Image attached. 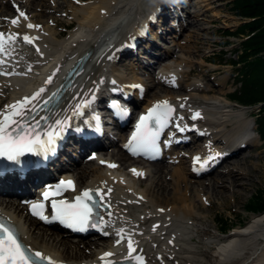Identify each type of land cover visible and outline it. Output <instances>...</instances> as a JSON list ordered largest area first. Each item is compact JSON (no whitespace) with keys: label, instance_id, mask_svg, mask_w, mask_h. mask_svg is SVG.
Here are the masks:
<instances>
[{"label":"bare ground","instance_id":"bare-ground-1","mask_svg":"<svg viewBox=\"0 0 264 264\" xmlns=\"http://www.w3.org/2000/svg\"><path fill=\"white\" fill-rule=\"evenodd\" d=\"M14 1L17 4L22 3L17 11L11 8L10 2L9 4L5 0L0 2L4 11H12V16H17L19 20L18 25H13L11 17L4 19L0 14V32L4 31L6 35L11 33L14 36L18 34V38L10 43L9 47L14 51L12 58L16 62L15 68L6 71L25 66L32 67V70L24 69L25 73L0 77V117L11 116L12 109L8 107L9 105H16L25 97H32L41 88L46 92L51 85L48 83L49 78H56L59 72H55V69H61L67 60L74 56L80 57L84 51L92 52L84 67L85 70L89 69L87 78L84 79L83 75L77 80L66 92L56 110L49 112L51 116L49 124H52L54 131L58 130L55 125L56 120L65 121V125L69 122L81 121L82 113H91L93 105L102 104L109 94L114 93L113 91L118 89L131 91L132 87L129 83L135 86L139 82L147 86L148 83L141 80L136 72L137 69H134L133 78L117 74L115 59L129 58L131 65H135L137 61L141 62L151 74L150 67L157 60L161 63L164 57L174 52H162L159 49V41L154 36L162 39L165 29L174 33L180 32L187 25L182 22L180 7H187L189 3V0H80L79 5L72 3L73 12L70 17L77 20L78 26L68 36L60 38L62 31H58L49 19H43L44 14L40 13V10L47 11V4L43 3L41 6L35 4V0ZM34 5L36 8L32 9ZM55 7L54 1L50 11L56 10ZM20 12H24L27 19L20 17ZM196 12L199 16L198 10ZM194 17L191 16L192 25L198 26L200 18L195 17L193 20ZM29 23L38 27L29 28L27 27ZM188 25L190 26V23ZM25 35L32 37L33 42H24ZM134 40L139 42L137 47L125 50V44H130ZM185 47L186 45L182 46V49ZM149 57L151 60L146 64L143 59ZM183 62L189 65L183 59L178 65ZM163 66L161 75L154 77L155 85H176L188 90V94L174 96L171 89L165 88L166 94L153 97L144 110L166 100L174 106L175 118L183 120L181 115L184 109L197 103L192 102V98H196L202 90L215 91V88L209 86L204 88L201 84L182 81L183 76H189L196 72L197 68L185 71L173 69L172 65ZM109 71L110 73L107 74ZM46 72L47 75L43 76ZM115 74L119 77L118 83L116 79H111L116 77ZM92 96L97 97L96 102H92ZM222 97L229 101L225 94ZM199 105L191 109L190 116L187 117L192 125H199L209 131L207 135L209 143L196 145L194 139L199 136L190 134L186 143L199 151L192 154L195 152L193 151L189 155L185 151H179L180 161L188 162L184 170L171 165L173 168L167 171L168 166L159 162L152 168L151 164L138 165L142 162L134 161L122 147L112 153H109L107 148H103L98 151L97 164L96 159H88L86 165L79 169L77 166L82 161L80 159L83 158L85 161L88 147L101 141H70L62 151L61 157L50 164L47 170L32 175L26 181H19L16 176L1 180V190L6 191L8 196L16 197L0 196V210L17 222L23 239L32 248L42 250L51 258L69 264H91L102 261L101 257L107 252L115 253L119 238L117 233L121 229L124 230L126 237L119 248L127 246V236L130 235L134 240V247H139L136 248L135 253L140 252L147 259L148 264H264V214H255L252 219L223 237L212 230L204 231L199 228L196 231L208 235L213 241L207 249H196L190 244L195 238L193 227L202 225L203 219L208 217V213H203L204 205L211 208L219 202L222 205H229L231 197L235 201L241 199L245 191L252 186L256 175L262 171L261 165L255 162L253 155H243L244 149L253 140L250 132L252 128L256 130L257 127L256 122L247 120L245 116L247 108L236 109L233 104L225 105L216 100L207 104L210 110L202 107L206 105L205 103ZM226 109L230 111L236 109L237 112L231 120L219 122V115H223ZM194 111L201 113L202 117L192 118ZM210 114L212 117L207 116ZM121 135L124 142L128 133ZM110 142L111 145H115L116 140L110 139ZM187 157L189 160H186ZM196 157L200 160L197 161ZM210 157L212 159H209ZM224 159H226L225 167L222 165L200 174L194 172L196 168L201 167L200 163H204V167H207ZM101 160H105V165L100 164ZM114 161L120 167H111ZM57 166L64 167V174L75 175L79 190L88 186L100 190L106 205L100 226L102 231L111 233L109 240L98 233L90 241L76 242L70 239L68 233L55 235L51 229L39 230L37 226L39 221L28 213L17 191L28 192L30 183L35 182L39 176L50 174L52 168ZM138 172H145V181H149L145 186L141 174H136ZM212 173L218 175L208 182L214 198L207 202L202 192L205 188L195 187L187 176L204 178ZM169 179L172 181V186ZM225 189L230 193L227 194ZM192 193L199 197V203L192 198ZM200 233L197 237H201Z\"/></svg>","mask_w":264,"mask_h":264},{"label":"rangeland","instance_id":"rangeland-1","mask_svg":"<svg viewBox=\"0 0 264 264\" xmlns=\"http://www.w3.org/2000/svg\"><path fill=\"white\" fill-rule=\"evenodd\" d=\"M9 4L10 0H5ZM55 1V8L56 10L50 11V6ZM89 1V0H88ZM1 2V0H0ZM229 0H189V6L187 4V7H180L181 13L183 15L182 22L190 23V26L186 25L183 27L180 32L174 33L171 30L165 29L163 30L165 34L162 39H160L158 36H154L156 40L159 41V49L163 51H174L172 54L164 57V60H160L161 63L157 62L150 67L151 74H149V71H147L144 68V65L141 62H138L134 65L129 62L130 59H126V57H120V59H115L114 65L117 70L115 72L117 74H121L123 77L133 78L134 77V69H137L138 75L141 77V80L148 83V85H142L141 83L137 82L135 86H133V90L138 91L139 89H142L145 87L146 90V98L143 99L142 106H146L151 100H153V97L156 95H162L166 94L164 92L165 88L171 89L173 91L174 96H185L188 94V90L176 86V85H167V84H159L155 85L154 77L161 75L163 65H172L173 69H181V70H189L191 68H197L198 70L196 72H193L189 74V76H183L182 81L184 83H197L201 84L205 87H211L215 88L214 92H209L208 90H202L199 92L198 96L196 98H192V102H197L199 104L205 103V106L210 110V107L207 106L210 101H217L219 103H223L225 105L233 104L235 105L234 108L238 109L239 107H245L237 104L234 101L231 100H225L224 97H222L223 94L228 96L230 92H232L237 86L238 83H236L234 77H233V68L231 65H223V64H214L210 62L209 60L215 57V54L222 55V50L226 51L224 54L225 59H229L231 57H236L234 53V50L236 47H238V43L240 42V38L236 36H230L229 40L230 43L226 42L227 37L224 35L225 30H233L235 29L243 20L239 17L234 15L228 5ZM35 4L43 5V3L47 4L48 8L47 11L40 10V13L44 14L43 19H49L58 29V31H62V36H68L77 26V20L70 18L73 12V8L71 7L72 3L75 5H79V0H35ZM40 3V4H39ZM11 4V2H10ZM183 5V3H180V5ZM20 5V6H19ZM18 7L22 6V3H19ZM9 6V5H8ZM12 8V4H11ZM26 9L25 7H23ZM36 8L35 5L32 7V9ZM9 9V7H8ZM12 10V9H11ZM36 12L39 13L37 9H35ZM199 16H197V11ZM26 11V10H25ZM12 11H4V7L0 6V14L5 18L11 17L16 18V16H12ZM148 13V11H146ZM9 14V15H6ZM196 15V16H195ZM191 16L198 17L200 20L198 26L192 25V18ZM193 18V20L195 19ZM191 19V20H190ZM58 20V22H57ZM155 40V41H156ZM185 49H182V46H185ZM190 50V51H187ZM218 56V55H217ZM182 59L189 63V65H186L184 62L179 64V61H182ZM145 63L148 64V62L151 60L149 58H144ZM179 66V67H178ZM110 71L112 69L110 68ZM110 71L107 73L109 74ZM157 71V73H156ZM114 72V73H115ZM153 73V74H152ZM115 78L111 77V79H116V81L119 79L117 75L115 74ZM143 86V87H142ZM149 86V88H148ZM148 94V95H147ZM171 94V93H170ZM169 95V94H168ZM166 95V96H168ZM171 96V95H169ZM168 96V97H169ZM193 104L189 108L192 109L194 107L200 106L199 104ZM246 114L247 120L254 121L256 115L259 113L258 107H246ZM190 109H185L183 112V116H187L189 114ZM236 109L233 111L225 110L223 115H219L220 120L219 122H224L225 120H231L233 116L236 114ZM241 109V108H240ZM230 111V112H229ZM229 113V115H227ZM207 115V116H211ZM212 117V116H211ZM218 117V116H216ZM253 134V140L249 144L248 147H246L243 151V155H253L255 157V162L259 163L261 165L262 171L261 173H258L256 175V178L252 184V186L245 191L244 195L241 199H238L235 201L232 197L230 199L229 205H222L220 202L217 204H214L213 207L208 208V206L205 204V210L203 213H208V217L203 219V224L199 225L198 227H193L194 229V240L193 242H190L191 245H193L196 249H202V248H209V245L211 244V241L213 239H209L208 235L204 233H200V231H196L199 228L208 231L212 230L216 234L220 236L228 235L232 230L238 228L241 226V224H245V222L252 219V217L255 214H264L263 213H253L248 212L246 210V205L249 203V201L254 198L253 195L256 194V192L259 189L264 188V141H262L259 137V135L256 133L254 129H252ZM121 141L118 140L115 145H111L107 151L109 153H112L114 150H117L121 148ZM196 145H207V136H203L201 138L195 139ZM185 151L187 155L190 153L194 154L199 151L197 148H192L191 145L183 146L181 148L173 150L171 154L165 157L163 161H160L159 163L163 165H167V171L170 170V168H173L172 166H177L185 168V165H188L187 161H180V153L179 151ZM87 154H85V157H87ZM84 157V158H85ZM232 158V156H230ZM228 159V158H227ZM77 168L81 169L86 165L87 160L83 161V158ZM186 160H189L188 157ZM187 162V163H186ZM226 159L221 161V164H219L217 167H225ZM98 161L96 160V164ZM155 163L153 165L151 164V168L154 167ZM172 165V166H171ZM120 167V166H119ZM124 167V165H123ZM222 170V168L220 169ZM219 170V171H220ZM218 175L217 173H212L209 175H206L204 178H190L187 176L188 180L192 182V184L195 187H201L203 186L205 188L203 192V197L207 200V202H210V199L214 198V195L212 191L209 189L208 182L210 179L214 176ZM170 180V179H169ZM145 181V178H144ZM149 181L146 180L143 182V186L146 185ZM170 186H172V181L170 180ZM226 190V189H225ZM226 193L229 194V190H226ZM14 198V197H13ZM192 198L199 203L200 199L195 194L192 193ZM214 219V220H213ZM223 223H229L230 228L226 230V232H223L220 230L221 225ZM37 226L39 230L46 231L48 229H51L52 232L55 235H63V232L59 231L56 228L46 226L42 224L41 222L37 223ZM192 229V228H190ZM201 234V237H197L199 233ZM91 237V236H90ZM90 237L88 238H78V237H70L71 240L79 242L81 240L90 241ZM203 237V239H202ZM106 239V238H105ZM264 239V238H263ZM94 240V239H92ZM107 240H109L107 238ZM200 259H202L200 257Z\"/></svg>","mask_w":264,"mask_h":264},{"label":"snow or ice","instance_id":"snow-or-ice-1","mask_svg":"<svg viewBox=\"0 0 264 264\" xmlns=\"http://www.w3.org/2000/svg\"><path fill=\"white\" fill-rule=\"evenodd\" d=\"M19 16L27 19L24 12H20ZM11 23L13 25H18L19 20L13 19ZM27 27L35 28L38 26L29 23ZM17 38L18 34L14 36L9 33L6 36L5 33L0 32V53H4L5 51V39H7L9 43H12ZM23 40L26 43L33 42V38L27 35L23 36ZM37 51H39V49H37ZM0 63H3V61H0ZM48 83H51V78H49ZM44 91L45 89L41 88L32 97H25L23 101L17 102L16 105L8 106L12 109L11 116L4 115L3 120H0V157H4L9 161H15L19 164L21 163L20 157L24 156L26 153L40 155L42 153H47L55 145L59 131H62L64 128L65 121H55V125L58 127L59 131H54L52 126L49 125L48 131L42 134L37 131L36 126L26 125L21 123L20 120L15 119L16 117L25 116L27 106L30 105L32 101L37 100ZM55 95L56 93H53L52 97L45 100L44 106H47ZM32 111H35V108H33ZM174 112V107L165 100L157 103L149 110L147 115L142 116L129 144L133 152L135 153L137 150L146 152L155 150L160 131L169 123ZM199 116V112L195 113V117ZM36 124L39 125V121H37ZM12 125H16V127L12 129V131H9ZM177 126L179 127V125ZM184 130V128H180V131ZM196 159L197 161L200 160L199 157H196ZM209 159H212V157ZM110 166L115 167V165ZM133 171L135 172L134 169ZM136 174L140 175L141 173ZM68 188L74 190L73 182H65L62 180L54 188L45 191L43 193V198L46 201L49 199L50 195H62ZM100 199L103 200V196H101ZM89 202L95 203L92 190H85L82 195L75 198L73 203H69L67 200H52L51 207L55 213L52 219L59 220L61 223L67 224L68 227L76 228L77 230H86L93 215V210ZM31 209L33 215L38 216L41 220L50 222L49 218L43 214L45 211V204L43 202L38 201L33 203ZM117 235L121 237V239L117 241L119 244L125 239L124 230H119ZM127 247L129 249L128 259L135 260L137 264H146L143 256L132 255L136 252V248L134 247V241L131 239L130 235L127 236ZM113 255L114 253L107 252L101 259L105 260ZM45 260H47L49 264H55L51 258L39 252H32L27 245L22 243L18 230L12 226L10 222L0 219V264H40V262ZM106 264H116V262L107 259Z\"/></svg>","mask_w":264,"mask_h":264},{"label":"trees","instance_id":"trees-1","mask_svg":"<svg viewBox=\"0 0 264 264\" xmlns=\"http://www.w3.org/2000/svg\"><path fill=\"white\" fill-rule=\"evenodd\" d=\"M228 5L234 15L244 19L235 29L224 31L227 43H230V36L240 37L233 53L236 57L225 59L226 51L222 50V55L215 54L210 60L233 66V77L238 86L229 97L242 105L260 108L256 123L264 140V0H229ZM253 196L246 205L247 211L263 213L264 188ZM230 227L229 223H223L221 230L226 232Z\"/></svg>","mask_w":264,"mask_h":264}]
</instances>
